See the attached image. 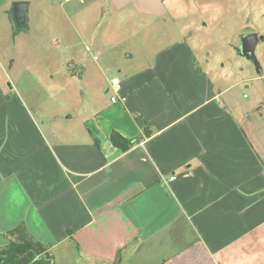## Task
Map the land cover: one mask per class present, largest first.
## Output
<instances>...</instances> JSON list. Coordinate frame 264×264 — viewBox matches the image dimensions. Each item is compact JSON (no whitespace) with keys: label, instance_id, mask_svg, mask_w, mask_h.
Segmentation results:
<instances>
[{"label":"crops","instance_id":"1","mask_svg":"<svg viewBox=\"0 0 264 264\" xmlns=\"http://www.w3.org/2000/svg\"><path fill=\"white\" fill-rule=\"evenodd\" d=\"M27 1L26 28L17 36L40 37L47 21L45 30L72 45L86 16L79 27L69 16L96 6L105 16L103 31L116 18H145L147 24L131 25L145 31L141 43L153 50L146 48L148 60L134 62L122 51L107 85L99 74L106 102L94 98L92 111L71 128L27 105L9 78L15 60L4 68L9 57L2 38L0 245L6 243L1 233L22 222L51 250L64 249L65 259L50 256L53 264H264V103L244 98L248 85L232 90L248 78L234 79L235 73L226 84V74L215 70L228 66L200 53L195 36L208 28L216 2L63 0L68 5L52 1L53 9L50 0ZM229 4V43L215 46L221 60L239 46L241 33L264 34V21L246 26ZM187 13L192 22L181 24ZM102 35V44L118 41ZM127 38L141 39L135 32ZM244 68L250 72L251 65ZM113 78L121 101L110 99ZM112 131L135 139L132 146H114Z\"/></svg>","mask_w":264,"mask_h":264},{"label":"rangeland","instance_id":"2","mask_svg":"<svg viewBox=\"0 0 264 264\" xmlns=\"http://www.w3.org/2000/svg\"><path fill=\"white\" fill-rule=\"evenodd\" d=\"M3 1L0 0V5ZM52 1L61 8L68 5L63 0H50L48 4L51 7L53 6ZM214 2L216 3L212 5L208 28L202 32H197L195 36L200 53L207 59L209 56L213 58L215 65L220 61L219 64L223 63L228 66L227 69L224 67L222 71L220 66L216 67L215 70L220 76L223 73L226 74L225 76L228 77L226 84L229 85V77H233L235 73L234 79L240 76L248 78V82L238 84L232 90L235 91L248 85L249 89L242 88L243 94H246L244 98L251 99L254 96L262 104L264 103V59H262L264 57V40L258 42L255 51L257 64L240 58L236 51L231 48L227 52L228 59L221 60L216 55L218 52H216L215 46L220 43L227 47L226 43H229L231 32L229 29V2L234 4L232 7L236 9L237 14L244 17L245 21L248 22L246 26L258 28L264 21V16L262 14L259 16L264 8V0H213ZM78 3L81 7L83 6L82 2L78 1ZM10 7V5H6L0 8V42L3 38L4 51L9 57L8 64L7 60L4 61V68L8 71L12 66L11 61L15 60L14 66L9 71L10 81L23 92L25 101L33 109L34 114L35 112L38 115L40 113L43 119L58 118L64 121L60 127L67 125V127L77 128L78 121L84 118L89 111H92L89 106L94 98L106 102L108 94H104L103 89L100 88L99 74H101L104 84L107 85L108 80L113 75H117V70L120 68L118 61L124 60L125 53L122 51L131 52L133 55L127 61L134 62L135 60H148L147 57L150 55L148 51L153 50L150 46L141 43V41H146L145 31L140 27L133 28L131 25V23L147 24L145 18L139 16L133 17L127 23L118 22L119 19L116 18V25L103 31L106 21L101 9L97 10L96 6L84 10L81 8L78 13H72L69 17L79 27L86 16V21L82 23L86 27L79 29L81 37L75 43L66 45L60 38H55L53 32L50 34L53 30L44 29L48 25L47 21L42 24L40 37L31 38L25 33L17 36L18 32L14 31L9 17ZM52 8L54 9V7ZM55 17L62 19V14L57 10ZM193 17L194 14L187 13L180 23L190 24ZM157 24L162 23L157 22ZM158 29L160 30L157 32L159 35L162 29ZM105 32H108V36L113 41H118L114 44L111 41L112 45L110 43L102 44L101 40L104 39L102 33L105 34ZM132 32H135L137 37L141 39L135 38L133 41L127 38ZM217 39L218 41H216ZM146 48L149 50L146 51ZM51 51L58 53L61 58H55ZM236 59H240V62L236 63L235 69L229 71V66H233ZM248 63L251 65L250 72L247 68L240 70ZM260 63L262 64L260 65ZM3 84L7 85L5 82ZM66 120L69 122L66 123ZM60 251H64V249L58 248L56 252L50 249L48 254L54 259L59 255L65 259L66 256Z\"/></svg>","mask_w":264,"mask_h":264},{"label":"trees","instance_id":"3","mask_svg":"<svg viewBox=\"0 0 264 264\" xmlns=\"http://www.w3.org/2000/svg\"><path fill=\"white\" fill-rule=\"evenodd\" d=\"M144 131L147 132V129L144 128ZM108 139L122 151L128 150L135 140L126 139L116 131H112ZM95 144L99 147L97 140ZM1 236L6 243L0 245V264H53L48 254L51 246L34 239L24 223L2 232Z\"/></svg>","mask_w":264,"mask_h":264},{"label":"water","instance_id":"4","mask_svg":"<svg viewBox=\"0 0 264 264\" xmlns=\"http://www.w3.org/2000/svg\"><path fill=\"white\" fill-rule=\"evenodd\" d=\"M27 0H16L11 3L9 17L15 31L26 28ZM239 46L235 48L237 54L256 64L255 47L258 41L264 40V34L257 35L253 31L243 32L239 35Z\"/></svg>","mask_w":264,"mask_h":264},{"label":"built area","instance_id":"5","mask_svg":"<svg viewBox=\"0 0 264 264\" xmlns=\"http://www.w3.org/2000/svg\"><path fill=\"white\" fill-rule=\"evenodd\" d=\"M119 88H120L119 80L117 78H113L111 80V86H110V89H113V93H109L112 102H115L117 100L120 101L123 100V96H120L118 94Z\"/></svg>","mask_w":264,"mask_h":264}]
</instances>
